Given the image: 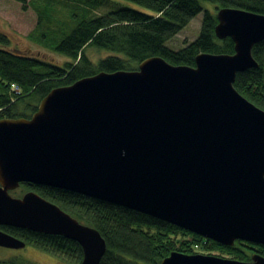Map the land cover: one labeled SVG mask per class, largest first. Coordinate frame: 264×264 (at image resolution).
Segmentation results:
<instances>
[{"label": "water", "instance_id": "obj_1", "mask_svg": "<svg viewBox=\"0 0 264 264\" xmlns=\"http://www.w3.org/2000/svg\"><path fill=\"white\" fill-rule=\"evenodd\" d=\"M214 33L232 54L199 53L195 66L160 56L133 70L99 72L49 91L29 118L0 119V226L76 241L79 264H99L105 241L22 183L123 206L232 246H264V110L233 86L256 68L264 14L216 11ZM0 229V246L25 247ZM160 264H264L171 252Z\"/></svg>", "mask_w": 264, "mask_h": 264}, {"label": "trees", "instance_id": "obj_2", "mask_svg": "<svg viewBox=\"0 0 264 264\" xmlns=\"http://www.w3.org/2000/svg\"><path fill=\"white\" fill-rule=\"evenodd\" d=\"M13 1L23 10L31 7L36 14V26L28 36L68 60L57 65L9 50L5 48L8 38L0 34V119L29 118L52 89L99 72L133 70L148 57L160 56L170 64L193 67L199 53L232 54V39H218L214 33L216 11L238 8L264 14V0H127L150 13L115 7L109 0ZM201 1L212 3L214 12L203 11ZM201 11L197 38L177 50L167 47L166 42ZM89 48L108 54L92 61L86 52ZM251 53L259 66L237 72L233 86L264 110V40L254 44ZM11 84L19 90H12ZM28 109L30 113L25 114ZM20 188L37 193L80 223L95 228L106 245L99 264H160L174 251L229 256L239 261H249L252 254L264 256L263 245L236 240L232 246H224L147 214L68 190L29 183L20 184ZM0 229L72 264L82 260L81 246L64 236L11 226Z\"/></svg>", "mask_w": 264, "mask_h": 264}, {"label": "rangeland", "instance_id": "obj_3", "mask_svg": "<svg viewBox=\"0 0 264 264\" xmlns=\"http://www.w3.org/2000/svg\"><path fill=\"white\" fill-rule=\"evenodd\" d=\"M115 7H127L142 12L150 13L148 10L142 8L127 0H109ZM204 9L214 12V5L208 1H201ZM203 11L194 16L190 22L183 27L171 40L166 42V46L177 50L184 46L185 42H191L197 38L200 32ZM100 12H105L101 10ZM37 17L31 7L22 9L20 3L13 0H0V34L5 35L9 43L5 48L9 50L18 51L21 53L30 54L47 62L62 65L68 59L65 56L57 54L39 44L34 42L28 34L35 28ZM0 47L2 45L0 44ZM87 54L92 61H97L99 58L106 56L107 51L97 50L93 48L87 49ZM264 71V66H263ZM25 114H29L30 110H24ZM25 193L23 188H16L10 191V194L15 197H20ZM213 255V254H212ZM217 256V255H215ZM220 257V256H219ZM230 258L229 256H223ZM12 260V264H72L69 261L55 256L53 254L45 253L30 245H26L20 249H12L0 246V261Z\"/></svg>", "mask_w": 264, "mask_h": 264}, {"label": "built area", "instance_id": "obj_4", "mask_svg": "<svg viewBox=\"0 0 264 264\" xmlns=\"http://www.w3.org/2000/svg\"><path fill=\"white\" fill-rule=\"evenodd\" d=\"M11 89L14 91H18L19 88L15 84H11Z\"/></svg>", "mask_w": 264, "mask_h": 264}, {"label": "flooded vegetation", "instance_id": "obj_5", "mask_svg": "<svg viewBox=\"0 0 264 264\" xmlns=\"http://www.w3.org/2000/svg\"><path fill=\"white\" fill-rule=\"evenodd\" d=\"M26 246V245H25Z\"/></svg>", "mask_w": 264, "mask_h": 264}]
</instances>
